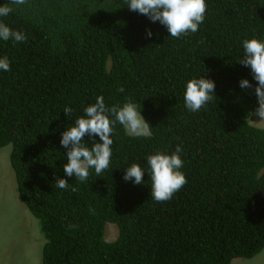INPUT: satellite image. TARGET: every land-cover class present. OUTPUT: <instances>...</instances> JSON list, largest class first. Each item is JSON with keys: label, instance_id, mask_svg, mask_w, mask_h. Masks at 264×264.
<instances>
[{"label": "trees", "instance_id": "16d2710c", "mask_svg": "<svg viewBox=\"0 0 264 264\" xmlns=\"http://www.w3.org/2000/svg\"><path fill=\"white\" fill-rule=\"evenodd\" d=\"M206 3L198 31L180 38L124 0H27L0 17L27 36L0 39L11 68L0 70V149L12 145L22 206L44 238L43 264H232L264 248V128L251 124L258 82L238 62L245 39L264 41V0ZM201 77L215 93L191 112L186 84ZM243 78L251 89L240 87ZM98 96L109 108L135 103L151 135H129L117 122L109 167L80 182L64 172L60 141ZM93 142L99 137L82 141ZM177 145L187 183L157 202L147 156ZM133 163L145 169L142 184L124 179ZM57 178L69 187H55ZM107 222L120 230L113 242Z\"/></svg>", "mask_w": 264, "mask_h": 264}, {"label": "clouds", "instance_id": "9594fccd", "mask_svg": "<svg viewBox=\"0 0 264 264\" xmlns=\"http://www.w3.org/2000/svg\"><path fill=\"white\" fill-rule=\"evenodd\" d=\"M26 2L27 0H8V3L0 5V17H5L13 11L10 5L19 6L24 5ZM124 5L131 11L147 16L152 22L158 21L166 27L168 34L174 38L197 32L199 25L205 19L207 10L206 0H124ZM147 34L151 37L152 31L149 29ZM0 39L19 43L25 41L27 36L23 32L13 30L7 24L0 22ZM243 50V57L238 62L250 67L254 79L258 82L254 89L258 99V107L255 112H252L251 116V124L255 125L253 121L256 116L260 118L259 121H264V41L255 37L245 39ZM0 70H11L7 57L0 58ZM240 87L251 89L253 85L248 79L243 78L240 80ZM118 91L123 92L124 89L119 88ZM212 93H215V82L213 80L206 77L193 78L186 84L185 106L189 111L197 112L213 99ZM63 111L68 117L72 115L71 107H65ZM84 112V116L77 118L74 125L62 133L60 141L61 146L67 149L65 155L68 163L64 165V172L68 177L74 176L80 182L88 180L90 169L95 170L96 177H102V172L109 167L112 156L111 146L114 143L112 138L113 125L117 122L123 126L125 132L129 135L145 137L151 135L149 122L141 114V110L138 109L137 105L131 101L125 102L122 106L113 105L109 108L105 104L104 97L98 96L96 102L89 104ZM109 114L114 119H110ZM257 127L264 128L261 125ZM86 136L93 138L98 136L100 142H93L92 146L88 147L82 143ZM181 152L182 145H177L175 151L171 154L157 152L147 156L146 170L150 174L151 197L155 201L170 200L187 183L186 175L181 171L184 164L180 155ZM144 172L145 169L140 164L133 163L131 166L126 167L124 179L126 181L131 180L137 185L142 184L144 183ZM54 186L60 189L69 187L68 181L64 178H57ZM16 189L18 191L17 181ZM71 190L76 192L78 189L72 187ZM18 203L22 205L19 194ZM90 211L92 210L90 209ZM30 216L31 218H27V220L31 232L33 231V220L35 218L31 214ZM110 224H114L118 230V235L114 240H109L106 235ZM117 226L114 222L105 224L104 238L106 241L113 242L118 238L120 230ZM38 228L40 231L39 220Z\"/></svg>", "mask_w": 264, "mask_h": 264}, {"label": "rangeland", "instance_id": "374dc122", "mask_svg": "<svg viewBox=\"0 0 264 264\" xmlns=\"http://www.w3.org/2000/svg\"><path fill=\"white\" fill-rule=\"evenodd\" d=\"M259 119L256 116L253 123L264 126V121H259ZM11 149L12 146L9 144L0 150V203H6L5 206L0 207V264H26L28 262L26 259L27 254L24 251L20 254V251L24 237L31 229L27 220V218H31L30 214L35 218L33 220V230L37 235L40 231L38 219L30 211L29 214L28 209L25 210L18 203L15 172L9 155ZM24 206L26 207V205ZM109 226L106 234L107 238L114 240L118 235V230L114 224ZM8 248H11L10 251L5 253ZM37 261L38 264L43 263L39 257H37ZM233 264H264V249L253 258H236L233 260Z\"/></svg>", "mask_w": 264, "mask_h": 264}, {"label": "crops", "instance_id": "0c3cea01", "mask_svg": "<svg viewBox=\"0 0 264 264\" xmlns=\"http://www.w3.org/2000/svg\"><path fill=\"white\" fill-rule=\"evenodd\" d=\"M1 150V149H0ZM5 154H7L5 152ZM39 235L33 230L24 237V242L21 244L20 254L26 253V264H38L37 257L43 260V248L44 238L41 233ZM11 248L5 250V253L9 252Z\"/></svg>", "mask_w": 264, "mask_h": 264}, {"label": "bare ground", "instance_id": "6f19581e", "mask_svg": "<svg viewBox=\"0 0 264 264\" xmlns=\"http://www.w3.org/2000/svg\"><path fill=\"white\" fill-rule=\"evenodd\" d=\"M4 205H6V203H0V206H4Z\"/></svg>", "mask_w": 264, "mask_h": 264}]
</instances>
